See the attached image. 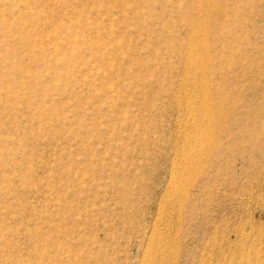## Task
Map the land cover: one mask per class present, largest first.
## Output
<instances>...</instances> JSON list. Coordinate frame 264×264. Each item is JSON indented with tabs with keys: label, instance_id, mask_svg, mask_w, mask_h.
<instances>
[{
	"label": "rangeland",
	"instance_id": "374dc122",
	"mask_svg": "<svg viewBox=\"0 0 264 264\" xmlns=\"http://www.w3.org/2000/svg\"><path fill=\"white\" fill-rule=\"evenodd\" d=\"M0 264H264V0H0Z\"/></svg>",
	"mask_w": 264,
	"mask_h": 264
},
{
	"label": "bare ground",
	"instance_id": "6f19581e",
	"mask_svg": "<svg viewBox=\"0 0 264 264\" xmlns=\"http://www.w3.org/2000/svg\"><path fill=\"white\" fill-rule=\"evenodd\" d=\"M207 115V114H206Z\"/></svg>",
	"mask_w": 264,
	"mask_h": 264
}]
</instances>
